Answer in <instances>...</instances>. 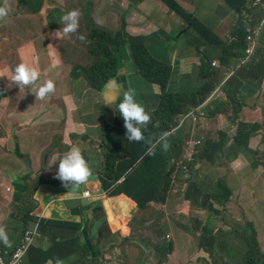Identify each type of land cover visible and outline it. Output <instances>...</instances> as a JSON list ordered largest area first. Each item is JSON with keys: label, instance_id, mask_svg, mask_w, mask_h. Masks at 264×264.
I'll use <instances>...</instances> for the list:
<instances>
[{"label": "rangeland", "instance_id": "1", "mask_svg": "<svg viewBox=\"0 0 264 264\" xmlns=\"http://www.w3.org/2000/svg\"><path fill=\"white\" fill-rule=\"evenodd\" d=\"M61 4L56 6L41 5L38 0H0V6L7 4L15 12L10 14L6 21H0V123L9 125L10 137L3 141L0 135V147L3 151V158L0 160V229H3L6 240L0 239V264H126L138 251H153L155 242L163 243V254L157 264H171L168 242L177 239L181 243L190 241L192 244V258H196L202 250L201 238L204 233L207 218L195 207L186 206L180 209L183 220L177 223L180 231H174L176 219L173 215L165 216L159 207V219L144 235V238L129 247L120 254L106 253L104 257L93 260L96 248L89 245V239L84 229V219L75 223H68L67 217L70 214H78L74 204L79 203L87 209L88 204L84 203V193L88 186L95 182H101L98 177H91L87 184L70 191L59 179L56 178L58 162L49 166L52 154L57 158L73 147H79L88 160L92 175L97 174L106 168L104 159L101 157L96 161H89L93 151L100 149L106 142L108 146L118 143L117 137L109 132L118 120L119 99L114 109L103 105V97L97 96L85 87L79 86V75H84L82 68L72 63L78 59L76 49L87 52L100 47L101 41L92 38V32L114 34L122 22L130 14V7L123 6V0H55ZM134 5L137 0H127ZM195 0H157L152 6V11L143 14H134L136 18L131 23L138 39L149 48L165 56L166 60H172L175 56L171 48L181 47L176 31L180 34L190 31L198 34L197 27L189 22L182 23L177 11H172L171 6L192 5ZM80 8V18L85 21L80 36L85 37L82 42L77 37L69 40H58L53 48L44 47V44L54 43L53 34L61 29V17L71 10ZM264 11V8L261 10ZM119 13V14H118ZM120 15V16H119ZM125 23V22H123ZM220 31L225 32L217 21ZM253 25L254 24H250ZM249 25V26H250ZM122 35V32H121ZM193 41V39H190ZM123 42V55L126 58H118L117 65L110 63L109 69H115L119 73L127 72L134 67L155 66L150 62L134 64L129 61V56L134 52H142L139 44L128 41ZM31 47V50H29ZM256 51V46H250ZM139 48V50H138ZM206 48L199 43L195 46V52L200 57L206 54ZM211 52L218 53L215 48ZM89 57V54H88ZM233 73L240 74L242 80H229L226 86L251 87L264 89V67L256 65L249 67L238 63L239 55L236 48H231L227 55L223 56ZM48 60V65L41 61ZM90 67H94L96 64ZM24 62L38 66L44 82L49 79L55 84V91L50 96L40 99L34 94L35 85L20 87L11 82L9 78L12 70L19 63ZM176 65L183 62L178 59ZM202 63L197 61L195 68L201 67ZM65 67V68H64ZM156 67V66H155ZM66 69V70H64ZM89 70V66L87 67ZM90 69L89 73H96ZM161 69H157L150 77L154 84L162 86L161 92L176 99L171 103L173 107L172 117L176 118L179 107L185 97L183 88H180L174 76L165 72V80H160ZM67 73L69 79L59 81V76ZM124 84L127 85L126 75H123ZM69 91H77L83 94L82 98L69 95ZM263 99L258 98L244 113L240 121L231 123V145L236 147L234 136L239 129L264 130V104ZM156 131H165L167 126L161 122H149ZM174 133V130L172 131ZM71 134L76 138L69 142ZM56 137L62 147L57 148L50 145L48 148L43 143ZM12 151L19 161L43 162V165L35 168L34 173L40 175L28 189V195L32 200L31 209L23 216H18L14 211L16 190L21 181L19 174L20 165L13 162L7 165L6 161ZM241 162V161H238ZM237 171L246 180V170L232 162ZM48 173L47 182L42 183L44 174ZM260 179L255 188V220L260 222L261 214L264 219V174L259 173ZM196 188L193 185L186 187V196L193 199ZM42 199L45 203L55 204L63 202L60 211H47L35 209V200ZM264 232H259L262 236ZM264 251V238L259 243ZM245 252V247H241ZM215 259L203 264H242L244 255L238 252L235 246L228 240V243L218 242L211 249ZM207 254V258L210 254ZM264 258L263 255L248 259ZM181 261L179 264H184Z\"/></svg>", "mask_w": 264, "mask_h": 264}, {"label": "clouds", "instance_id": "2", "mask_svg": "<svg viewBox=\"0 0 264 264\" xmlns=\"http://www.w3.org/2000/svg\"><path fill=\"white\" fill-rule=\"evenodd\" d=\"M41 5H48V6H56L58 4H61L60 1L55 0H38ZM148 0H137L134 5H131L127 0H123V6L130 7V14L127 15L126 19L122 22V28L119 26L116 29L114 34H111L110 32H106L104 34H97L92 32V38L96 39L97 41H101L100 47H97L94 50H88L87 52L78 50V59H74L72 63L78 65V67L82 68V71L84 72V75H79V86L85 87L89 92L101 96L105 93V91L108 88H113L116 85H124V90L119 98V102L117 104V100L112 99L108 100V105L117 104L119 115L117 123H121V118L124 121V126L127 130L126 132V138L129 143L133 142H144L146 147L143 156L140 158L141 160H144L145 157H152L156 154V148L159 145L163 151H168L171 147L169 141L167 138L175 140L180 139L183 141V147L184 150L190 151L194 148L196 145V138L200 135V131H195L190 129L189 127H182L181 122L182 121H189L191 120V106L185 107V114L177 116L176 120L174 117H172L173 107L171 106V103L176 99L174 96H168L161 92L162 86L159 84H154L151 80H149V74L155 73V71L158 69L155 66H145V67H134L130 69L128 72L124 70L122 73H119L117 70L109 69L110 63H113L114 65H117L118 58H126L128 55H123V42L121 41H128V45H131V43L139 44L144 51L145 56H152L149 54V50L147 46H145L137 36L132 35L129 32V21L134 14H143L145 12H141L140 8L141 6L146 3ZM157 3V0H153ZM222 4L224 9L233 14L235 17V24L231 30V32L228 34L226 40L228 41V46L224 47L222 45H216L214 43L207 44L202 37L199 36V34L195 35L193 32L189 33H183L180 34V31H176V35L178 36L179 40H184L187 44L194 47L196 44H203L207 47H214L218 48L221 51L220 59L219 61H213V58H210L206 55L203 57H200L195 53L196 58H200V62L202 63L201 67H198L199 70L204 69L206 71H210L212 65H215L217 67V74L215 75V79H218V83H214L216 92L219 94V96L224 99L225 101H238L237 100V94L243 87H236L231 88L229 86H226V82L229 80H233L237 76H240V74L233 73L231 69L229 68V65L224 60L223 56L227 55L228 52H224V48H230L234 44V40H240L242 44L241 49H237V53L239 55V61L238 63H243L245 65H248L249 67H252L256 65L257 67H264V11H261L264 8V0H245V5L241 13H238L235 9H233L231 6V3H229L227 0H219ZM232 4L239 5L240 0H231ZM183 8L188 14L193 15L188 10ZM77 10H71L67 13L63 14L61 17V29L57 32V34H53V41L54 43L51 44L49 42L47 45L44 44V38L47 36H44L42 39V45L44 47L53 48L57 41L60 39H66L69 40L72 37H77L80 39V41L84 42L85 37L80 36V31L85 23L80 18V13L83 12L80 8H76ZM12 11V8L8 6L7 4L0 6V21H6V19L9 17ZM119 14V13H118ZM120 16V15H119ZM182 23L184 21L179 18ZM250 24H254L250 25ZM250 25V26H249ZM208 28V27H207ZM209 32H211L217 39L221 40L214 32H212L208 28ZM122 32V35H121ZM244 33L243 38H241L240 33ZM190 39H193V41H190ZM255 45L256 51H254L250 46ZM29 50H31V47H29ZM89 54V57H88ZM94 58H96V64L94 67H90L94 64ZM129 61H131L134 64L139 63L137 59L134 56H129ZM45 64V66L48 65V60L43 59L41 61ZM158 64V63H157ZM160 65V64H159ZM225 66L228 67L227 72H223L222 68ZM89 66L90 69H95L97 67L96 73H89V70L87 67ZM161 66H168L171 69V75H173V69L171 64L163 63ZM65 68V67H64ZM66 70V69H64ZM163 76H165V72L161 70ZM123 75H126V82L127 85L124 84ZM41 72L36 65H30L24 62L19 63L15 68L12 70V75L9 78V80L15 84H17L20 89L22 86H30L35 85L36 90L34 94L37 98L44 99L55 91V84L53 80L49 79L47 81L41 82L40 81ZM59 81L64 82L65 79H69L67 73H63L59 76ZM214 79V80H215ZM139 86H142V91H145L148 87L154 88L157 87L158 89V100L159 105L155 108L148 109L145 107L140 100L139 95ZM232 90H236V93L233 92V98L231 96ZM251 91L253 93L260 92L262 96H264L263 90L260 88H251ZM75 95L78 98H82L83 94L81 92L73 91ZM138 92V94L136 93ZM190 94L185 95L182 103L186 99H192ZM258 99V98H257ZM215 98L208 97L204 102L200 103V109H203L210 105L212 101H214ZM239 102V101H238ZM240 106L243 107L242 115L249 109L246 104H243L241 102ZM233 108L226 109L220 113L219 115H222L225 117V120L223 121L222 125L219 128V131L217 133V137L219 135V132L224 130V132L228 133L230 135L231 131V120L233 118ZM154 121L161 122L165 124L167 127L174 121L176 122V128L173 129V127L169 128L170 133H161V131L154 130L149 122L153 124ZM122 125V129L124 128ZM148 127L154 134L160 135L159 139H156L155 141L147 139L144 135V131ZM125 130V129H124ZM174 130V133L172 131ZM238 131L236 132L234 136V140L237 136ZM205 138L204 136H202ZM264 130H259L254 132L248 139V143L246 148H244V151L242 153L237 154L233 151L236 161H233L236 165L242 167L245 169V166L243 167V164L245 162L247 163V168L249 169V174H246V180L243 179V177L240 175L238 171H236V174H234V171L232 169V162H224L228 172L231 177L237 178L242 183L243 187H248V193L252 195L251 199V205L253 206V209L255 211V188L256 185L260 179L259 173L264 174ZM120 143H121V136H119ZM69 142H72V140L68 139ZM252 141L256 142V147L252 148L251 143ZM118 144V143H117ZM50 145H55V147L60 148L62 147L61 144L56 140V137H52L48 141L43 143V146L45 148H48ZM230 145H231V137H230ZM231 148L233 146L231 145ZM15 157L16 161H19L14 151H12L10 157L6 160L9 161L12 157ZM3 158V151L0 154V160ZM241 161V162H238ZM58 162V169L56 173V178L59 179L61 182H63L64 186L66 188H70V191H73L77 188H79L81 185L87 184L91 177H96L95 175H92V169L88 162V160L85 158L84 154L82 153L81 149L79 147H73L67 152H65L62 156L57 158L55 154H52L49 160V166L55 165ZM25 166L27 169H29L30 174L24 175V184H25V192H20L19 197H17V202L19 204L18 211L19 213L26 214L30 208L32 207V200L30 199L28 195V189L29 187L38 180L39 176L34 173L35 167L32 166L31 161H25ZM178 165L179 162L176 160H173L170 162L169 167H171V174L173 177H176L178 175ZM125 169V168H124ZM124 169H122V172L117 174L116 169L113 165V167H107L106 172L103 176V180L101 182V190L100 193L102 196H104L107 199H113V198H119L124 197L131 201L135 205L136 212H139V214L145 213L143 216L139 218H130L129 220V227L133 229V226L135 223H142L144 219L148 218L150 216V213H146L149 209H153L154 212L155 209L152 208L153 205H160L163 208L165 207L167 201L169 199H165L164 203H157L154 202L152 199L148 201L144 207L139 206L137 201H135L133 198L127 196L126 194H115L125 183V179L127 177L128 172H126ZM109 175L111 179L107 177ZM47 176L48 173L45 172L44 178L42 183L47 182ZM201 174H194L190 179L185 178H177L179 181H181V184L177 187L176 190H172L169 192V195H179L183 200L186 202H189L191 207L202 209L198 205V196H194L192 201H190L186 196V187L189 185H193L196 190L200 191V187L195 183L199 180ZM22 180V178H21ZM106 181L108 187L105 188V185H103V182ZM21 182V181H20ZM117 182V183H115ZM142 199H147L148 197H145L141 192H136ZM27 199H26V197ZM85 201L84 203L88 204L87 209L92 207L93 200L91 192L87 189V191L84 193ZM44 202V200H43ZM45 203V202H44ZM63 203V202H59ZM48 204V203H45ZM40 205L39 200H35L34 206L35 209H38ZM49 205V204H48ZM47 210L50 208V206L46 207ZM83 209H86L83 207ZM96 214L103 213L104 217V223L101 226V246L108 247V238L107 235L112 234L110 224L107 218V214L105 213L104 208L102 207V204L98 202L96 208H95ZM257 214V213H255ZM76 218H79V216H73ZM152 219L150 221H158L156 214L151 215ZM80 219V218H79ZM84 219V218H83ZM68 222V221H67ZM68 223H74V222H68ZM260 226L256 230V238L258 243H261L262 238H264V234L262 236H259V232H264V219L263 214H261ZM120 227V225H118ZM204 233L201 238L202 242V252L210 254V257H214V255L211 252V249L213 247V243L210 245H207L206 239L209 237V235L214 236L215 240L214 242H220V240H224V238L230 237V242L235 246L236 250L238 252H241V254L245 257V252L241 250V247L244 246V244H239L238 237L234 236L229 232V230L225 228L220 229H212L209 230L208 225L205 226L203 229ZM117 234H120L118 232ZM0 239L6 240V235L3 231V229H0ZM132 235H129L127 238L117 240V247H127L130 246L132 242ZM224 243H228V241H221ZM172 245L175 247V243L173 240H170L168 242V246ZM211 246V249L209 250L208 247ZM162 247L163 244H157L156 246H153L154 255H158V258L154 264H157L159 260L161 259V256L163 254V251L161 253H157L156 248ZM172 256V253L170 254V257ZM98 259V258H97ZM97 259L94 261L96 262ZM245 260V258H244ZM244 260L242 264H244ZM106 263V261L104 262Z\"/></svg>", "mask_w": 264, "mask_h": 264}, {"label": "trees", "instance_id": "3", "mask_svg": "<svg viewBox=\"0 0 264 264\" xmlns=\"http://www.w3.org/2000/svg\"><path fill=\"white\" fill-rule=\"evenodd\" d=\"M48 1V0H47ZM231 7L238 13H241L245 0H240L239 5L232 4ZM172 11H177L178 17L184 22L194 24L198 29V34L207 44L228 46L227 40L217 39L208 28L199 20L196 15L188 14L180 6H171ZM190 31L184 32L189 33ZM243 38L244 33H240ZM241 49L242 44L240 40H234V44L230 48H224V52L230 51L231 48ZM139 50V48H138ZM131 56H134L139 63L150 62L163 71H167L171 75V69L168 66H161L158 56H145L144 51H134ZM158 63V64H157ZM160 64V65H159ZM154 73L149 74L150 77ZM217 74V67L212 65L210 71L204 69L200 70V76L204 80V85L198 90L190 93L192 99H186L181 103L177 116L185 114V107L191 106V120L182 121V127H189L192 130L200 131L208 122L213 120L214 116L218 113L233 108V121L238 122L242 118L243 107L240 106L238 101H225L216 92L214 86L215 75ZM160 80H165V76L160 73ZM208 97H213L217 102L215 108L209 106L200 109V103L204 102ZM176 116V118H177ZM175 118V120H176ZM124 121L121 118V143L120 148L122 154L127 162H114V167L117 174L120 175L122 169L128 172L125 179L126 183L115 194H126L133 198L139 206L144 207L145 204L151 199L157 203H164L165 199H182L179 195H169V192L176 190L181 181L179 177L190 179L194 174H203L204 178L195 182L200 187L201 194L198 196V205L208 214L210 223L209 230L214 229L213 224H222V228L229 230L231 234L238 237L239 244H244L245 247V260L244 264H264V258L248 259L249 256L263 255L264 251L261 250L260 245L256 238V230L260 226L259 222L255 220V212L253 206L249 202L247 193L239 179L231 177L224 162L236 161L234 152L237 154L242 153L246 148L249 137L257 130L248 128L239 129L235 138L236 147L231 148L230 135L224 130L219 132L217 139H206L202 136L196 138V145L190 151L184 150L183 141L180 139H168L171 147L168 151L158 145L156 154L152 157H145L144 160L140 158L145 151L144 142L129 143L126 138V128L122 129ZM176 128L174 121L167 127V130L161 133H170L169 128ZM125 129V130H124ZM147 139L155 141L159 139L160 135L154 134L148 127L144 131ZM264 139V138H263ZM176 160L179 162L178 175L173 177L171 174L170 162ZM9 161H16L13 156ZM113 167V166H111ZM109 179L111 177L107 175ZM107 182L104 181L103 185ZM117 183V182H115ZM108 186L105 185V188ZM136 192H141L147 199H142ZM192 201V199L190 200ZM35 207V206H34ZM31 209V208H30ZM214 236L207 237V245L214 242ZM170 254L176 252V247L169 245ZM157 253L163 251L162 247L156 248ZM158 255L142 257L143 264H154Z\"/></svg>", "mask_w": 264, "mask_h": 264}, {"label": "crops", "instance_id": "4", "mask_svg": "<svg viewBox=\"0 0 264 264\" xmlns=\"http://www.w3.org/2000/svg\"><path fill=\"white\" fill-rule=\"evenodd\" d=\"M157 3L153 0H148L146 3H144L140 10L141 12H149L152 11V6L156 5ZM189 8H185L190 13L196 15L199 20L208 27L212 32H214L221 40H226L228 34L231 32L234 24H235V17L233 14L227 12L223 4L219 0H195L192 5H186ZM14 9H12L11 13L13 14ZM136 16H132L129 21V32L137 36L135 30L131 27V23L134 21ZM215 21L218 22V24L223 27L225 32L220 31L218 26L216 25ZM181 43V47H173L171 48V51L174 54V58L172 60H166L165 56L162 54L154 51L149 50V54L152 56H158L162 63H167L172 65L173 69V75L180 88H183L185 95L190 94L199 88H201L204 85V80L200 76V70L199 68H195V64L197 61L200 60V58L195 57V48L187 44L184 40H179ZM206 48V56L213 58V61H219L221 51L218 48H215L218 50V53H214L210 51V48L214 47H207ZM180 59L183 64L176 65L175 62ZM223 72H227L228 67L224 65L222 68ZM243 77L237 76L233 80H242ZM214 83H218V79L214 80ZM139 95L141 103L147 107L148 109L155 108L159 105L158 100V89L157 87L151 88L148 87L145 91H142V86H139ZM124 90V85H116L113 88H108L105 91L103 95V105L114 109L116 104L108 105L107 101L112 99H119L122 92ZM233 92L236 93V90H232L231 96L233 98ZM138 94V92H136ZM264 93V89H263ZM69 95H72L74 97H77L73 91L68 92ZM78 98V97H77ZM257 98L263 99L264 104V96L260 94V92L253 93L251 91V87H243L241 91L237 94V100L243 104H246L248 108L252 105V102L255 101ZM217 100H214L210 103L209 107L214 109L215 103ZM225 120V117L222 115L217 114L214 116L213 120L208 122V125H206L203 129L200 130V135L204 136L206 139L212 140L217 139V133L219 131L220 126L222 125L223 121ZM113 134L118 139V144L108 146L106 142L100 147V149L93 151V153L89 157V161L93 162L101 157L104 159L106 168L113 166L114 162H127L124 158V155L122 154V149L120 148V139L119 136L122 134L120 124L116 122L114 127H110L106 134ZM0 135L3 137V141H7L10 137L9 132V125L7 123H0ZM76 138V134H71L68 139L74 140ZM252 148L256 147V142L252 141L251 143ZM2 153V148L0 147V154ZM13 162H18L20 165L19 174L22 178L20 184L17 187L16 194L17 197H19L20 192H25V184H24V175L30 174L29 169H27L25 166V161H8L6 162L7 165L12 164ZM32 166L37 168L43 165V162H31ZM243 164V167L245 166L246 174H249V169L247 168V163H241ZM106 168L102 169L100 172L95 174V176L98 177V180L102 182L103 176L106 172ZM232 169L234 171V174H236L237 169L234 165H232ZM201 179L204 178V175L201 174ZM1 179V178H0ZM101 182H95L88 186V190L91 192L93 200H91L92 207L89 209H83V205L79 203L74 204V209L78 212V214H70L67 217L68 222H78L80 219L73 217V216H81L84 218V229L87 238L89 239V245L91 247L96 248V252L93 256V260L97 259L98 257H104L106 253L111 254H120L127 250L129 247L133 246L137 242L141 241L144 238V235L146 232L156 224L155 221H150L152 219L151 215L156 214L157 219H159V207L163 210V213L165 216L173 215L174 219H176V225H174V231L179 232L180 228L178 226L179 220H183V215H181L180 209L184 208L186 206H191L189 202H186L183 199H172L168 200L165 207L163 208L160 205H153L152 208L155 209L156 212L153 211V209H149L146 213H150V216L143 220L142 223H135L133 226V229L129 227V220L134 216V218H139L143 216L145 213L139 214V212H136L135 205L129 201L128 199L124 197L119 198H113V199H107L104 196L101 195ZM247 197L249 199V202L251 203L252 195L248 193V187L244 188ZM201 192L199 190H196L195 196H199ZM26 197V196H25ZM27 199V197H26ZM17 200V199H15ZM40 202L38 209L47 210V206H50V208L47 211H60L63 208V203H55V204H45L42 199H38ZM100 202L102 204V207L105 210V213L107 214V218L110 224V228L112 231V234L107 235L108 238V247L101 246V226L104 223V217L103 213L96 214L95 208ZM14 211L18 214V216H22L21 213L18 211L19 204L17 202L14 203ZM197 209V208H196ZM204 216L207 218L206 225H209L210 220L208 214L203 210L199 209ZM178 221V222H177ZM120 225V227L118 226ZM213 227L215 230L222 228V224L214 223ZM120 232V234H117ZM129 235H132L133 239L130 244V246L127 247H117V240H121L124 238H127ZM173 240V239H172ZM230 240V237L224 238V240L221 241H228ZM176 247V252L170 257L171 258V264H179L181 261H185L184 264H203L204 262L212 261L215 259V256L212 258H207V254L204 252H200L196 258H192V244L190 241L180 242L177 239L173 240ZM213 245L216 244L215 242H212ZM218 243V242H217ZM157 244H163L162 242H155L153 246H156ZM208 249H211V246L208 247ZM144 255L147 256H153V251L148 250H140L138 251L126 264H143L142 263V257ZM106 261V260H105ZM108 264V262H106Z\"/></svg>", "mask_w": 264, "mask_h": 264}]
</instances>
